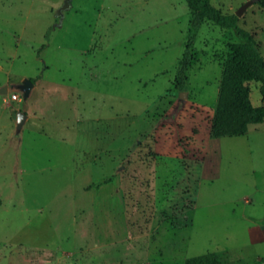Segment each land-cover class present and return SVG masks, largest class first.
Here are the masks:
<instances>
[{
    "label": "rangeland",
    "instance_id": "obj_1",
    "mask_svg": "<svg viewBox=\"0 0 264 264\" xmlns=\"http://www.w3.org/2000/svg\"><path fill=\"white\" fill-rule=\"evenodd\" d=\"M64 2L0 0V264H264V122L212 135L241 37L185 0ZM238 26L264 58V8Z\"/></svg>",
    "mask_w": 264,
    "mask_h": 264
},
{
    "label": "trees",
    "instance_id": "obj_2",
    "mask_svg": "<svg viewBox=\"0 0 264 264\" xmlns=\"http://www.w3.org/2000/svg\"><path fill=\"white\" fill-rule=\"evenodd\" d=\"M193 17V28L199 30L209 21L223 30H235L239 43L230 44L221 81L216 114L212 125L214 137H236L248 132L251 125L264 122V106L254 107L250 100V82L261 83L260 94L264 103V58L251 34L238 26L239 18L222 14L209 0H185ZM264 8V0H256ZM194 36L187 42L183 58L177 68L179 86L186 88L185 75L192 60L191 46ZM186 264H223L217 256L206 255L186 261Z\"/></svg>",
    "mask_w": 264,
    "mask_h": 264
},
{
    "label": "water",
    "instance_id": "obj_3",
    "mask_svg": "<svg viewBox=\"0 0 264 264\" xmlns=\"http://www.w3.org/2000/svg\"><path fill=\"white\" fill-rule=\"evenodd\" d=\"M257 1L256 0H251L249 2H247L246 4H244L237 12H236V16L238 18H241L242 15L244 14V12L251 6L254 5ZM71 7V0H65L63 6L58 10V15L59 16H63L64 11L68 10ZM32 85L31 81H27L24 86L22 87L23 92L25 94V96H27L29 94V88ZM7 89H3L2 92H6ZM26 115L23 113H20L18 116V121L19 123H23L24 119H25Z\"/></svg>",
    "mask_w": 264,
    "mask_h": 264
},
{
    "label": "built area",
    "instance_id": "obj_4",
    "mask_svg": "<svg viewBox=\"0 0 264 264\" xmlns=\"http://www.w3.org/2000/svg\"><path fill=\"white\" fill-rule=\"evenodd\" d=\"M12 100L16 101L17 100V96L16 95H13L12 96Z\"/></svg>",
    "mask_w": 264,
    "mask_h": 264
}]
</instances>
